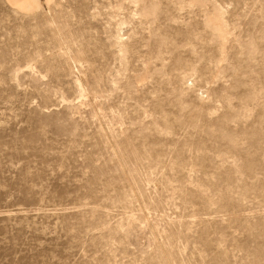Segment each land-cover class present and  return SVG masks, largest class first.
I'll return each instance as SVG.
<instances>
[{
    "label": "rangeland",
    "instance_id": "374dc122",
    "mask_svg": "<svg viewBox=\"0 0 264 264\" xmlns=\"http://www.w3.org/2000/svg\"><path fill=\"white\" fill-rule=\"evenodd\" d=\"M0 0V264H264V0Z\"/></svg>",
    "mask_w": 264,
    "mask_h": 264
},
{
    "label": "bare ground",
    "instance_id": "6f19581e",
    "mask_svg": "<svg viewBox=\"0 0 264 264\" xmlns=\"http://www.w3.org/2000/svg\"><path fill=\"white\" fill-rule=\"evenodd\" d=\"M9 1L19 10H21L26 14H32L36 11H39L43 7L42 0H9Z\"/></svg>",
    "mask_w": 264,
    "mask_h": 264
}]
</instances>
